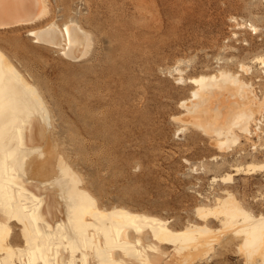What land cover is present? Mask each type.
Returning a JSON list of instances; mask_svg holds the SVG:
<instances>
[{
	"label": "rangeland",
	"instance_id": "obj_1",
	"mask_svg": "<svg viewBox=\"0 0 264 264\" xmlns=\"http://www.w3.org/2000/svg\"><path fill=\"white\" fill-rule=\"evenodd\" d=\"M46 4L35 24L0 28V50L33 78L48 106L54 138L101 206L153 215L181 230L203 224L195 207L213 205L227 189L246 209L264 214V172L233 176L232 184L213 181L236 165L264 162V113L260 133L241 136L228 151L172 119L182 115L178 103L194 87L187 79L200 74L238 72L263 96L257 58L264 57V0ZM72 22L88 36L77 60L62 54L64 41L52 47L28 34L51 23L63 30ZM241 64L250 66V73L241 71ZM207 225L218 228L220 222ZM223 241L221 247L213 241L199 260L190 257L186 264H246L238 241ZM17 242L23 244L20 237Z\"/></svg>",
	"mask_w": 264,
	"mask_h": 264
},
{
	"label": "bare ground",
	"instance_id": "obj_2",
	"mask_svg": "<svg viewBox=\"0 0 264 264\" xmlns=\"http://www.w3.org/2000/svg\"><path fill=\"white\" fill-rule=\"evenodd\" d=\"M46 10V0H0V28L35 24ZM28 34L52 47L64 41L62 54L69 59L77 60L88 45L87 34L73 22ZM257 61L264 76V57ZM240 70L250 73V66L241 64ZM28 78L0 50V264H186L190 257L199 260L213 241L221 247L227 239L238 241L246 264H264V214L246 209L230 190L213 205L195 207L203 224L181 230L153 215L101 206L54 138L48 106ZM187 81L194 87L178 103L182 115L172 119L211 136L219 151L260 133L264 92L259 97L238 72L220 69ZM231 170L213 181L232 184L233 176L264 172V162ZM210 220L220 226L209 227Z\"/></svg>",
	"mask_w": 264,
	"mask_h": 264
}]
</instances>
